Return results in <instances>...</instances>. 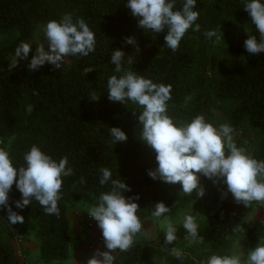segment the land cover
I'll return each mask as SVG.
<instances>
[{
    "label": "trees",
    "instance_id": "16d2710c",
    "mask_svg": "<svg viewBox=\"0 0 264 264\" xmlns=\"http://www.w3.org/2000/svg\"><path fill=\"white\" fill-rule=\"evenodd\" d=\"M245 2L196 0L194 11L199 12L196 23L200 30L190 28L179 50L172 53L164 47L167 30L151 33L139 27L138 18L126 7L127 0H0V149L8 151L13 166L19 167L24 164V153L36 145L57 161L67 156L68 167L74 171V175L62 177L59 218L45 215L35 200L22 210L16 208L14 201L21 198V193L13 184L9 205L24 217V223L10 225L7 210L0 208V264H20L13 246L16 238L35 239L43 263L69 259L73 241L69 208L76 204L83 211L96 202L101 192L110 190V182L99 184L103 167L110 169L112 179H121L130 187L125 197L139 196L134 202L140 207L137 215L142 224L153 218L151 212L157 202L170 208L158 218L162 219L196 198L195 191L191 196H181L179 183L169 185L149 177L148 171L157 166L156 154L139 139L140 109L131 102L108 100L107 79L122 75L115 73L110 63L113 50L125 53L126 70L172 86L168 114L176 121L190 122L202 115L216 127L228 123L234 129L237 147L247 150V142L254 139V158L264 160V53L251 55L243 46L248 36L260 40L243 8ZM182 3L176 0L175 10ZM65 13H72L74 20L83 18L95 33V52L87 57H65L67 64L61 71L47 62L29 71L27 65L36 54L41 27L50 20L59 21ZM235 25L245 28L248 36L235 44L229 42L226 50L217 44L216 37L204 36L206 30H215L218 35L221 28L229 33ZM126 37H134L136 44H127ZM21 41L30 44L27 59L2 68L8 59L16 58L15 48ZM129 58L133 64L128 63ZM94 95L99 98L92 100ZM28 104L33 105L30 115L25 111ZM112 127L125 132L126 142L109 143ZM81 177L86 180L83 185L78 183ZM199 182L210 198L209 211L198 229L203 244L188 246L186 232L179 225L176 242L166 247L182 249L187 254L183 259L161 251L165 235L158 233L152 241H135L130 251L117 253L115 264H196L212 254L231 255L233 242L240 235L251 249L264 243V222L242 220L262 205L253 202L245 208L234 202L231 193L221 199L226 185H214L203 176ZM238 224L244 233H233Z\"/></svg>",
    "mask_w": 264,
    "mask_h": 264
},
{
    "label": "clouds",
    "instance_id": "9594fccd",
    "mask_svg": "<svg viewBox=\"0 0 264 264\" xmlns=\"http://www.w3.org/2000/svg\"><path fill=\"white\" fill-rule=\"evenodd\" d=\"M175 6L176 0H127L126 4L131 14L138 18V26L146 32L167 30L164 47L172 53L179 50L180 41L190 28L192 31L200 30V25L196 23L199 12L194 11L196 0H183L179 10H175ZM243 8L260 35L259 42L255 36H248L243 46L251 55L264 53V2L246 0ZM41 31L48 51H45L43 43L37 44L36 54L27 65L29 71L38 70L46 62L53 69H60L65 57H87L95 52V33L83 18L74 20L72 13L63 14L59 21H48ZM204 36L206 39H220L222 33L218 36L215 30H206ZM125 42L136 44L134 37H126ZM30 50V44L21 41L15 48L17 61L27 59ZM124 56L125 53L119 49L111 53L110 63L115 66L114 72L122 75H112L107 79L108 100L122 104L131 102L140 109L137 117L141 126L139 139L156 154L157 166L148 171L149 177L169 185L179 183L181 196H191L195 191L196 197L200 198L204 195V188L199 182L200 176H203L214 185H226V191L221 190V199L231 193L234 202L243 204L245 208L253 202L264 206V160H257L245 148L237 147L234 129L228 123L216 127L206 122L202 115L195 116L190 122L176 121L168 114L172 86L154 83L137 72L126 70L123 67ZM128 63L133 64V60L129 58ZM33 94H36L35 91ZM98 98L95 95L91 97L92 100ZM25 111L30 115L33 105L28 104ZM109 135L111 145L127 140L125 132L119 127L110 128ZM23 161V165L14 167L8 151L0 149V208L7 210V222L10 225L24 223V217L9 205L8 194L14 183L21 193V198L14 201L16 208L22 210L35 200L45 215L59 218L62 177L74 175L73 169L68 167V157L63 156L57 161L33 145L24 153ZM100 172L99 184L104 186L110 182L111 187L109 191L100 193L96 202L87 209V214L97 222L106 250L97 249L86 264H115L116 254L130 251L137 234L142 231L143 225L137 215L140 207L134 202L139 196L125 197L124 193L130 192V187L121 179H112L108 167L101 168ZM78 183L83 185L86 180L81 177ZM169 211L170 208L163 202H157L151 216L158 219ZM181 226L186 232L184 239L188 246L204 243L193 215L185 214ZM163 231L165 247H161V251L177 260L183 259L187 254L182 249L166 247L177 240L176 225L167 219ZM232 231L245 232L239 224ZM196 264H264V243L248 250L246 258H243V253L212 254Z\"/></svg>",
    "mask_w": 264,
    "mask_h": 264
},
{
    "label": "rangeland",
    "instance_id": "374dc122",
    "mask_svg": "<svg viewBox=\"0 0 264 264\" xmlns=\"http://www.w3.org/2000/svg\"><path fill=\"white\" fill-rule=\"evenodd\" d=\"M220 32L222 33V36L216 42L217 44L222 45L225 50L228 48L229 42H233L235 44L238 40L246 39L248 36L247 30L245 28H240L238 25L233 26V30L229 33L224 28H221ZM221 33L218 35H221ZM37 40L38 43H43L45 51H48V45L44 42L43 33H41V36L37 38ZM16 64V58L12 57L4 63V66L2 68L6 69ZM250 135L252 138V133ZM255 145L256 144L254 139L247 142V152L253 157L255 156ZM209 205L210 198L208 197V193L204 191V195L202 197H196L187 207L183 209H176L170 216L164 217L162 219H154L149 217L144 220L142 224V231L141 233L137 234L136 241L147 242L154 240L158 233L164 234L163 224L167 219H170L176 226H179L181 225L182 218L185 214L193 215L196 218L197 224L200 225L206 218V215L209 211ZM88 208L89 207L86 206L83 208V211H81V207L77 206L76 204L70 206L69 214L73 215L72 219L74 222L72 228L73 241L70 247V257L66 261L54 262L51 264H84L82 258V245L85 241V238H83L82 235L87 231L86 219L89 216L87 214ZM242 220H244L245 222H249L252 220H259L264 222V206L253 208L242 218ZM17 240L20 239H14L13 246L20 264H46L39 259V245L35 239L30 237L26 240L22 239L20 242H18ZM250 249L251 247L246 238L243 235H240L235 238V241L233 242L231 255L243 253V258H246L247 252Z\"/></svg>",
    "mask_w": 264,
    "mask_h": 264
},
{
    "label": "built area",
    "instance_id": "2783aa9c",
    "mask_svg": "<svg viewBox=\"0 0 264 264\" xmlns=\"http://www.w3.org/2000/svg\"><path fill=\"white\" fill-rule=\"evenodd\" d=\"M66 64H67V60L66 58H64V62H61V65H62L61 68L55 69V70L56 71L63 70ZM1 145H2V141L0 139V147ZM94 228H95V220L88 216L86 219V230L91 231ZM17 241L20 242L21 240H17ZM97 249H100L101 251L106 250L103 245L101 234L96 235L92 240L88 242L86 250L82 256L84 264H86L87 259L90 258L93 252H95Z\"/></svg>",
    "mask_w": 264,
    "mask_h": 264
},
{
    "label": "crops",
    "instance_id": "0c3cea01",
    "mask_svg": "<svg viewBox=\"0 0 264 264\" xmlns=\"http://www.w3.org/2000/svg\"><path fill=\"white\" fill-rule=\"evenodd\" d=\"M72 216L73 215H70L69 214V217H70V220H71V233H72V228H73V224H74V222H73V219H72ZM78 231H79V229H78ZM98 234H101V230L98 228V226H97V222L95 221V228L93 229V230H91V231H86L82 236H83V238H85V241L83 242V250H82V255L84 254V252H85V250H86V247H87V244H88V242L90 241V240H92L96 235H98Z\"/></svg>",
    "mask_w": 264,
    "mask_h": 264
}]
</instances>
